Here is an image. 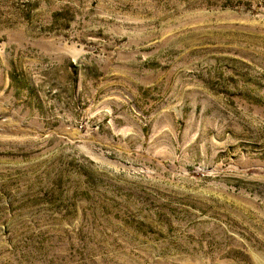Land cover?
I'll list each match as a JSON object with an SVG mask.
<instances>
[{"label": "rangeland", "instance_id": "rangeland-1", "mask_svg": "<svg viewBox=\"0 0 264 264\" xmlns=\"http://www.w3.org/2000/svg\"><path fill=\"white\" fill-rule=\"evenodd\" d=\"M0 264H264V0H0Z\"/></svg>", "mask_w": 264, "mask_h": 264}]
</instances>
